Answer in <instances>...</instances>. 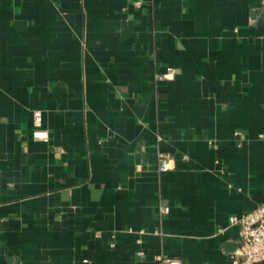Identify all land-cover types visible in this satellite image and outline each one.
<instances>
[{"label": "crops", "instance_id": "crops-1", "mask_svg": "<svg viewBox=\"0 0 264 264\" xmlns=\"http://www.w3.org/2000/svg\"><path fill=\"white\" fill-rule=\"evenodd\" d=\"M263 202L262 0H0V264H230Z\"/></svg>", "mask_w": 264, "mask_h": 264}, {"label": "built area", "instance_id": "built-area-1", "mask_svg": "<svg viewBox=\"0 0 264 264\" xmlns=\"http://www.w3.org/2000/svg\"><path fill=\"white\" fill-rule=\"evenodd\" d=\"M264 7V0H262ZM176 70L168 68L159 78L171 79ZM35 120L39 124L41 112L35 111ZM263 137V134H261ZM43 138L47 140V136ZM172 167V158L161 155L160 171H166ZM169 205L164 204L161 212L167 213ZM232 224L239 225L238 245L230 254V264H254L264 260V202L243 215H233L230 217ZM160 264H183L182 260L175 257L163 256Z\"/></svg>", "mask_w": 264, "mask_h": 264}]
</instances>
